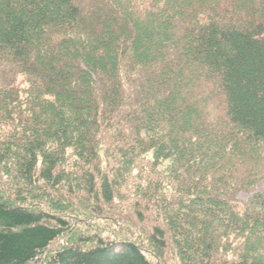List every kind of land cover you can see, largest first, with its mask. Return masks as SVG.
Returning <instances> with one entry per match:
<instances>
[{
    "label": "trees",
    "instance_id": "16d2710c",
    "mask_svg": "<svg viewBox=\"0 0 264 264\" xmlns=\"http://www.w3.org/2000/svg\"><path fill=\"white\" fill-rule=\"evenodd\" d=\"M262 183L264 0H0V264H264Z\"/></svg>",
    "mask_w": 264,
    "mask_h": 264
},
{
    "label": "rangeland",
    "instance_id": "374dc122",
    "mask_svg": "<svg viewBox=\"0 0 264 264\" xmlns=\"http://www.w3.org/2000/svg\"><path fill=\"white\" fill-rule=\"evenodd\" d=\"M260 189L261 190H264V183H262L261 185H260ZM249 195H246V194H240V196H239V199L240 200H242V201H247L248 199H249ZM61 246H64L65 245V242L64 241H62L61 242Z\"/></svg>",
    "mask_w": 264,
    "mask_h": 264
}]
</instances>
